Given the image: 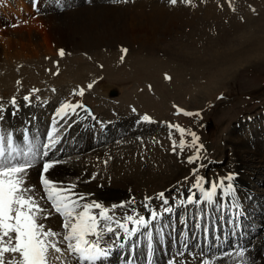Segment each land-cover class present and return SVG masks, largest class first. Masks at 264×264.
<instances>
[{
  "label": "bare ground",
  "instance_id": "6f19581e",
  "mask_svg": "<svg viewBox=\"0 0 264 264\" xmlns=\"http://www.w3.org/2000/svg\"><path fill=\"white\" fill-rule=\"evenodd\" d=\"M29 3L30 0H0V23L7 24L5 27L8 30H6L5 35L8 36L9 40L4 48V54H11L12 47L17 45L16 42L25 45V48H31L32 40L37 51L41 49L40 52L46 53V47L44 48L40 40L42 35L34 31L31 28L32 26L27 27V25H24L25 28L15 30L19 38L12 41V29L10 23L7 22L12 19V14H18L24 18L22 23H28L29 18H27L26 12L31 13L32 11ZM47 4L52 5V8L44 12L40 18L45 21L48 30H53L51 33L53 36L47 34L46 37L65 39L60 34L63 31H72L75 32L77 38L76 43L71 41L74 48L88 43L91 46L90 48L107 47L112 48V50L106 52L101 50L99 53H95L87 62H84L85 60L82 58H76L83 64L76 61L66 64L65 59L67 58L65 57L58 60V62L56 60L46 64L26 60V56L25 59L19 60L20 55L17 53L3 56L0 49V93L3 94L11 87L27 89L31 83H36V85L45 83V81L50 80L55 69L52 66L46 69V66L57 62L60 64L57 66V73L62 71L68 79L85 84L81 86L85 89L83 96L78 95L79 88L76 87L66 91L67 96L71 99L70 101L91 104L95 108V114L99 116L104 114L111 118L120 116L119 124L107 128L103 127L104 135H102L103 130L92 135L90 124L94 126V122H96L94 115L87 113L84 108H77L75 112L70 111L67 115L71 123L69 135L73 136L74 144L78 147V153L87 149L90 151L83 154L79 153L75 158L63 159L62 156L65 150L58 151L60 147L65 146L63 142H65L67 132L63 134V130L59 135V146L52 148L48 157L44 158L45 160L59 161L46 174L47 178L63 182L61 186L64 187L74 183L77 186L75 191L85 194L86 200L102 202L109 208L111 205H120L122 202H126L125 207H117L118 211L114 210L112 213L115 218L119 217L122 222L126 215L134 217L142 215L151 221L147 229L141 228L138 233L130 238H124L122 230H119L121 239H117L113 234L105 235L101 240V246L110 251V254L105 257V262L108 264H149V261H151V264H169L171 260L174 261V264H201L203 259L212 258L214 264H240L241 258L236 253L240 249H244V264H264V115H260L257 119H254L253 115H245L236 120L238 121L237 124L231 126L229 124L226 127L227 134L225 133L226 135L221 138L225 145H220L219 150L222 152L226 148H230L231 155H226L223 164L224 167L232 168L226 173L225 177L229 174L234 177L231 181L234 192L231 196L218 194L215 198L216 203L210 205L215 212L206 213L208 207L205 204H189L186 202V197L190 194V191L199 196L198 190L192 187L194 181L188 180L189 177H186V166L179 170H171L170 173H166L169 166H163L156 171L152 164L148 162L149 159L146 156L143 157L142 154L139 156H136L137 154L133 155L128 147L125 151L126 145L125 147H120L121 145L118 147V143L107 145L114 138L121 136L124 137V141L128 142L130 140L131 144L134 145L137 140L132 137L143 134H146L149 143L156 145L157 142L153 139V136L158 134L157 131L166 129L167 123L174 120L173 109L170 108L161 117L157 116L158 119L156 120L153 113L145 112V106L147 105L143 103L142 99L145 101L146 97L149 98V96L144 94L133 96L129 90H124L125 93L122 95L120 103L116 104L110 103L112 99L107 93L114 83L112 85L108 82H102L101 86L104 87V90L101 94L103 95H92L93 89L87 87L92 78H98L102 74L113 76V70L120 63L121 56H123L124 58L130 57L134 67H144L146 77L152 76L154 78L156 69L153 67H156L161 72V79L165 81L168 80L165 78L166 75L169 77L173 75L169 74L170 70H176L180 72L178 74L183 76H189L190 74V76L200 78L204 81V87L202 88L204 98L210 99L215 92L218 94L223 88L221 85H223L224 78L234 74L240 67L238 65L239 60L234 58L239 49L236 53L225 54L220 59L221 61H208L207 58H201L196 62L182 60L180 62L175 60L170 53L164 54L162 59L156 53L149 56L147 50H155L157 45L161 44V37H156V33L166 36V34L170 35L172 29L169 22H166L167 13H170V11L168 9L164 11L163 4L159 0H48ZM2 12L7 16L2 15ZM57 15L64 16V20H67V23L70 24L63 28L60 24L57 26L51 21H47V18ZM163 36L162 39L165 38ZM22 38H26V41ZM116 46L121 49L127 47L131 51H136L137 48L142 47L146 49L147 54L143 56L137 51L134 54H120L116 52ZM246 49L252 51L263 50L264 32L259 35L257 41L251 44L247 43L244 46V52L240 49V55H244ZM164 51L166 52L165 49ZM75 54L83 53L75 51L71 57ZM250 58L252 59L251 54ZM17 59L20 61L19 65L16 63ZM54 59L55 57L51 58V60ZM214 62H220L217 69L204 76L203 73L207 68L213 65L217 66V63ZM96 83L97 81L93 84L96 85ZM59 89H61V86L58 87L56 92L51 91L53 97L48 103L49 106L59 108L61 104L67 102L68 99L61 97ZM263 90L264 87H261L255 90L254 93L260 95L264 93ZM192 91L191 87L188 93L191 95ZM140 96L142 98L139 99ZM96 102H99V106ZM164 108L168 110L166 105ZM33 113L34 111L30 105L25 106V103L21 105L12 104L6 116L0 119V130L13 133L15 141L23 145L25 135L35 138V127L27 118L29 115L32 117ZM145 114L151 117L152 125L142 119ZM100 120L102 119L100 118ZM40 122L42 123V121ZM192 129L195 133L197 132L196 135L201 133V126L198 123ZM67 130L68 128L65 131ZM93 137H96V141H93ZM37 140L40 141L38 138ZM140 144L143 145V142H140ZM200 144H203V142L201 141ZM96 146H99V149L94 148ZM123 154H131V159L126 164L121 165L120 157ZM180 159L182 158L178 157L177 160ZM42 163L43 161L30 169L27 178L31 185H35L37 198L45 194L41 182L38 186L34 181L37 174L41 175ZM195 167H197L196 164ZM208 167L212 168L211 160ZM148 169L151 170L150 173L147 172ZM184 177L187 178L186 181L188 182H181L183 184L178 186L177 182L183 181L182 178ZM205 186L207 187V185ZM179 187L181 188L178 189ZM147 191L150 192L152 197L145 200L146 198L143 199L142 196ZM157 191L165 193L164 199L156 195ZM136 194L139 198L136 197ZM165 199L168 202L167 204L164 203ZM181 201H184V203H181ZM41 203L51 211L50 218L41 220V222L55 231L62 232L61 216L51 210V205L47 200H43ZM191 207L197 208L195 221H193L194 215ZM165 208H171V211H165ZM182 210L183 214L179 216L178 213L181 215ZM217 210L223 211L226 215L224 223L209 225V235H201V232L205 230L202 228V224L207 223L208 217L215 218ZM152 211L158 213L155 219L151 217ZM128 226L129 228L136 227L130 222ZM112 227L116 228L117 226L113 223ZM149 231L153 234V251L151 255L147 252L145 241L146 234ZM200 240H203V244H200ZM134 244L136 247H133ZM61 247L66 246L61 245ZM63 259L65 258L63 257ZM66 260L71 264H76L75 259L66 258ZM53 264H60V261L53 260Z\"/></svg>",
  "mask_w": 264,
  "mask_h": 264
},
{
  "label": "rangeland",
  "instance_id": "374dc122",
  "mask_svg": "<svg viewBox=\"0 0 264 264\" xmlns=\"http://www.w3.org/2000/svg\"><path fill=\"white\" fill-rule=\"evenodd\" d=\"M47 1L48 0H30L29 6H31L32 11L30 13L28 10H25L28 11L26 12V15H28L27 18H29V24L22 23L24 18L18 14H12V19H10L9 22L6 21L7 23H10V28L12 29V41L19 38V35L15 30L25 28L26 25L27 27L32 26L31 28L34 31L42 35L40 40L44 48L46 47V53L40 52L41 49L39 47L40 50L37 51L32 40V44L30 45L32 46L31 48H25V45L16 42L17 45L12 47V53L4 54V48L9 42L8 36L5 35V32L8 29L5 27L7 24L0 23V49L3 56L17 53L20 55V58H18L19 60L27 57L26 60L46 64L56 60L58 62V60L65 57L67 58L65 59L66 64L71 61L83 64V62L78 61L76 58H82L85 60L84 62H87L95 53H99L101 50L105 52L112 50V48L107 47H101L99 49L90 48L91 46L88 43L74 48L72 45L73 43H76L77 38L75 32L72 31H63L60 34L65 37V39L46 37L47 34H51L53 31L48 30V26H45V21L40 18L44 12L49 8H52V5H48ZM159 1L163 4L164 11L165 9H168L171 13V15L170 13H167L166 22H169V26L172 29L170 35L166 34V36H163L162 34L156 33V37H161V44L157 45L155 50H147L149 51V56H153V54L156 53V55L159 54L160 59H162L164 54L170 53L175 60L180 62H196L201 58H207L208 61H221L220 59H222L225 54H231V52L236 53L237 49H239L234 58L239 60L238 65L240 67L234 74L224 78V81L222 82L223 85H221L223 88H221L218 94L215 92L212 98L206 99L202 93L204 81L200 78H195L194 76H190V74L189 76H183L178 74L180 72L176 70H170L171 72L169 74L173 75L171 76V79L165 81L161 79V72L156 67H153L156 69V72L154 71V78H152V76L146 77V69L144 67H134L132 64L133 61H131L130 57H125L123 60L120 59V63L113 70V76L102 74L98 76V78L95 77L90 79V83L92 84L97 81L96 85L93 84V87L91 88L93 89L91 94L103 95L101 94L102 90H104V87L101 86L102 82H108L112 85L114 83V88L111 87L107 92L112 99L110 103L119 104L122 95L126 90H129L130 94L133 96H136V94L149 96V98L146 97L145 101L142 99L143 103L147 105L145 106V112L153 113L156 120L158 119L157 116L161 117L165 112L169 111L170 108L173 109L172 112L174 113L175 118L167 123L166 129L157 131L158 134L153 136V139L158 143H156V145L149 143L146 134L132 137L134 140H137L134 145L131 144L130 140L128 142L124 141L123 136L114 138L112 141L108 142L107 145L112 143H118V147L120 145V147H125L126 145L124 148L125 151L128 147L133 155L137 154L136 156H139L142 154L143 157L146 156V158L149 159L148 162L152 164L156 171L163 166H169L166 173H170L171 170H179L186 166V177H189L188 180L194 181V183V176L197 175L206 177L208 180L223 178L229 170H232L230 167H224L223 164L224 158L227 157L226 155L231 153L229 152L230 148H226V150L222 152L219 150L220 145H225V142L221 138L227 134L226 127L229 126V124L230 126L235 123L237 124L238 121L236 120L245 115H253L254 119L259 118L260 115H264V93L260 95L254 93L255 90L264 87V49L261 51L246 49L245 54L240 55L241 50L244 52L243 49L247 43L251 44L252 42L257 41L259 35L264 32V0H177V3L175 4H172L171 0ZM2 15L7 16L3 12ZM178 15L180 16L179 18ZM6 19L3 20L5 21ZM64 19V16L57 15L47 18V21H51L57 26L60 24L63 28H66L70 23H67V20ZM162 36L165 38L162 39ZM22 39L26 41V38ZM71 41H73V43ZM115 49L116 52H119L120 54H134L136 51L143 56L147 54L146 49L142 47L137 48L136 51H131L127 47L122 48L127 49V53L122 52L120 47L116 46ZM60 50L64 51L63 56L59 54ZM75 51H81L83 54H75L71 57L72 53H75ZM250 54L252 55V59L250 58ZM52 57H55V59L51 60ZM18 59L16 60V63L19 65L20 61ZM245 60L251 61L247 62ZM57 62L46 66V69L47 67L49 69V66L55 67V69L50 80L45 81V83L37 85L36 83H31L27 89L11 87L3 94L0 93V119H3L8 113L9 108L12 106L11 100L13 97H15V104L17 105H21L22 103H25V106L30 105L35 114L33 113L32 117L29 115L30 117L28 116L27 118L35 127V138H38L41 144L46 143L47 134L55 128L56 132L54 133V136L58 138L59 141L60 132L64 130L63 134L67 132L65 142H63L65 146L60 147L58 151L61 152L65 150L62 158L71 159L77 157L79 153H87L90 150L87 149L78 153V147L74 144L73 136L69 135L71 132V123L67 115L71 109L67 111L66 115L60 116L57 115L58 108L49 106L48 103L50 102L51 97H53L51 91L56 92L58 87L61 86V89H59L61 97L66 100L68 99L66 103L71 102L72 104H76L77 102L70 101L71 99L67 96L66 91L75 87L80 89L81 86L85 84L68 79L62 71L57 74V66L60 65ZM214 63H217V66L213 65L210 68H207L203 73L204 76L212 73L220 64V62ZM48 72L51 73L50 70H48ZM191 87L193 91L190 95L188 92ZM34 89H38V91H33ZM111 90H114L115 93L112 94ZM26 96L29 97L28 100L24 99ZM138 98L140 99L142 97L140 96ZM96 103L97 105L99 104V102ZM84 105H86V108H84L85 111L94 115L96 119L94 126L93 124H90L92 135L101 132V130H103L102 135H104L103 127L107 128L108 126L110 127L111 125L114 126V124H119L120 116L114 118H111L107 114L99 116L95 114V108L91 104L85 103ZM165 105L168 110L164 108ZM178 109H183L184 112H190L193 113V115H185L184 112H178ZM196 113L199 114L196 115ZM110 114L112 115L113 113ZM100 118L102 120H100ZM103 120L106 121L104 122ZM40 121H42V123ZM152 122L151 119V121H148L147 123L152 125ZM197 123L201 126V133H198L197 135L199 137L198 143L200 144L202 141L205 146L203 145V149L200 150L199 160L189 163L188 157L195 154L196 148L192 146V137L188 133L194 132L192 131V127ZM170 124L179 125L186 129L187 132L181 136L179 131L175 128L169 127ZM5 128L8 129L7 127ZM67 128L68 130L65 131ZM20 135H22V133H20ZM250 136L252 135L250 134ZM142 137L143 139H141ZM181 139L186 143L184 149H180L179 147V141ZM173 140L177 142V150L175 152L172 150ZM93 141H96V137H93ZM140 142H143V145H141ZM57 146H59L58 143L56 144V147ZM94 148L99 149V146ZM107 154H109V152H107ZM178 157H181L182 159L178 161ZM130 159L131 154L121 155V165L126 164ZM210 160L212 161V168L208 167ZM195 164L197 167H195ZM197 169L198 171H194ZM147 172L150 173L151 170L148 169ZM186 177L182 178L183 181H179L177 182L178 184H176L178 186L183 184L181 182H185ZM34 181L40 186V175L37 174ZM158 193L159 191H157L156 195H158ZM144 194L143 196L140 195L143 199L146 197H152L148 191ZM136 197L139 198L137 194ZM205 205L208 207L206 213L215 212L210 205ZM115 210H117V208ZM191 210L194 215L193 221H195V211H197V208L191 207ZM216 213L217 215L215 218L208 217L207 223L202 224V228L205 230L201 232V235H209V225L213 226L215 223H224L226 215L223 211L217 210ZM182 214L183 210L181 211V215L178 213L179 216H182ZM116 219L119 220V217ZM200 244H203V240H200ZM119 251L118 253H120ZM64 258H72V260H74V257H69L67 253H65ZM102 260L105 264H108L105 262V258H102ZM99 264L103 263L100 261Z\"/></svg>",
  "mask_w": 264,
  "mask_h": 264
},
{
  "label": "snow or ice",
  "instance_id": "6c2138e0",
  "mask_svg": "<svg viewBox=\"0 0 264 264\" xmlns=\"http://www.w3.org/2000/svg\"><path fill=\"white\" fill-rule=\"evenodd\" d=\"M171 3H177V0H171ZM127 51V49H122L124 53ZM59 54L63 56L64 51L60 50ZM123 58L121 56V60ZM165 78L171 79L167 75ZM87 87L91 89L93 84L89 83ZM33 91H38V89ZM84 94L85 89L80 88L78 95L83 96ZM24 99L28 100L29 97L26 96ZM11 103H16L15 97L12 98ZM77 108H86V105L82 102L61 104L57 109V115L64 116L69 109L75 112ZM178 112H184V110L178 109ZM184 114L193 115L190 112H184ZM142 119L151 121V117L147 114ZM169 127L175 128L181 136L187 132L179 125L170 124ZM55 132L56 129L53 128L47 134V142L43 144L36 138L25 135L24 143L21 145L15 141L13 133L0 130V264H53V260L60 261V264H69L68 260L63 259L65 253L69 257H74L76 264H98L101 258L110 254L108 249L101 246V240L105 235L113 234L117 239H121L119 230H122L123 237L130 238L141 228L147 229L151 223L142 215L138 217L126 215L122 222L112 213L117 207H125L126 202L111 205L109 208L102 202L86 200L85 194L75 191L77 186L74 183L64 187L61 186L63 182L47 178L46 174L49 170L59 163V161L44 159L59 142L54 136ZM188 134L192 137V146L196 148L195 154L188 157L191 163L199 160L200 150L204 146L198 143L199 137L196 133L189 132ZM172 143V150L175 152L177 142L173 140ZM179 147L184 149L183 139L179 141ZM41 161L43 163L40 182L45 194L37 198L35 185H31L27 178L29 170L39 165ZM233 178L231 174L217 180L194 176L195 183L192 187L198 190L199 196L190 191L186 202L214 205L218 194L232 195L234 192L231 183ZM158 195L161 199L165 197L164 192ZM146 199L150 198L146 197ZM43 200H47L51 205V210L61 216L62 232L55 231L41 222L51 216V211L41 203ZM164 203H168L166 199ZM165 211H171V208H165ZM157 215V212H151L152 219H155ZM129 222L136 227L129 228ZM113 223L116 224V228L112 227ZM145 241L147 252L151 255L153 251L152 232H147ZM61 245L66 247H61ZM133 247L136 245L134 244ZM236 255L241 258L240 264H244L245 250L240 249ZM169 264H174V261L170 260ZM201 264H214V260L205 258Z\"/></svg>",
  "mask_w": 264,
  "mask_h": 264
},
{
  "label": "water",
  "instance_id": "95a60500",
  "mask_svg": "<svg viewBox=\"0 0 264 264\" xmlns=\"http://www.w3.org/2000/svg\"><path fill=\"white\" fill-rule=\"evenodd\" d=\"M112 88H114V85H113V87H112ZM111 93H112V94H113V93H115V92H114V90H113V91L111 90Z\"/></svg>",
  "mask_w": 264,
  "mask_h": 264
}]
</instances>
